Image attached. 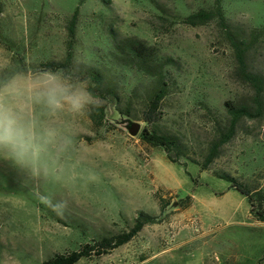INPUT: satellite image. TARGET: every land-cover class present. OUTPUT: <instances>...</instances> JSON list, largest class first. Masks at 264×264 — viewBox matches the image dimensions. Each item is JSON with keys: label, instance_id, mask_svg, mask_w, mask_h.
Segmentation results:
<instances>
[{"label": "rangeland", "instance_id": "rangeland-1", "mask_svg": "<svg viewBox=\"0 0 264 264\" xmlns=\"http://www.w3.org/2000/svg\"><path fill=\"white\" fill-rule=\"evenodd\" d=\"M213 2L0 0V89L17 87L7 101L24 107L21 122L36 137L35 150L22 159L0 150V264H42L79 251L128 232L140 211L159 222L76 264H264V223L229 181L214 176L227 173L259 192L264 209V109L261 118L239 122L209 170L187 160L200 157L212 130L225 122L224 103L251 93L235 78L233 53L216 23L184 22ZM221 8L237 33L255 31L246 60L264 77V0H221ZM75 11L73 60L97 67L116 98L90 97L78 111L65 105L53 113L32 102L24 85L43 76L42 63L63 58ZM125 37L174 61L164 71L168 92L155 127L180 139L186 156L176 163L140 139L150 128L143 112L155 79L116 56L114 45ZM52 74L87 92L86 83ZM90 103L103 108L99 127L87 116ZM128 122L140 125L135 137Z\"/></svg>", "mask_w": 264, "mask_h": 264}, {"label": "trees", "instance_id": "trees-1", "mask_svg": "<svg viewBox=\"0 0 264 264\" xmlns=\"http://www.w3.org/2000/svg\"><path fill=\"white\" fill-rule=\"evenodd\" d=\"M76 11L73 13L68 25L69 41L63 58L58 62L42 63L44 73H60L62 78L75 82L87 84V93L92 99L116 98L113 90L104 84L101 71L92 65L76 63L72 54V39L74 38V25ZM189 26H198L215 22L226 43L229 45L235 60L233 74L243 85L247 86L251 93L249 97L241 102L227 101L224 103L226 120L223 124L218 123L212 130L211 136L206 142L203 151L198 158H189L191 163L197 165L201 170H209L213 162L220 157L224 147L234 138L238 124L241 120H255L262 117L264 104V77L248 68L247 54L252 48L255 40V31L251 34L240 35L237 33L227 19L224 17L221 8V0H214L209 9H199L189 14L184 19ZM253 33V34H252ZM115 54L126 66L135 67L144 75L155 79V87L144 107L143 121L150 128L144 129L140 134V139L151 146H159L167 154V159L171 163H176L178 159L185 158L180 139L172 133L158 130L155 124L161 120V106L168 92V80L165 78L164 71L171 67L174 61L171 58H159L157 51L148 46L144 41L137 38H121L114 45ZM125 113L128 114L127 111ZM87 116L94 127L102 125L104 113L102 106L90 103L87 108ZM174 156V157H173ZM214 176L230 182L231 187L237 190L242 196L246 197L251 206L253 218L264 223V209L261 207L259 192H253L247 185L241 184L237 179L227 173L215 172ZM258 199V207L254 209V198ZM164 206H161V211ZM159 222L155 216L145 212H138L134 219L132 228L126 232L114 235L110 238H103L92 245H84L79 251L66 255H57L52 259L44 261L42 264H76L79 259L95 252L100 256L109 250L117 248L131 240L145 225H152Z\"/></svg>", "mask_w": 264, "mask_h": 264}, {"label": "clouds", "instance_id": "clouds-1", "mask_svg": "<svg viewBox=\"0 0 264 264\" xmlns=\"http://www.w3.org/2000/svg\"><path fill=\"white\" fill-rule=\"evenodd\" d=\"M24 88L32 102L43 104L53 113L65 105L78 111L90 102V93L73 91L52 73H44L42 77L29 80ZM17 94L15 85H6L0 89V150L9 151L17 159H22L35 150L36 137L31 125L21 122L24 107L17 105L13 108L7 101L8 97Z\"/></svg>", "mask_w": 264, "mask_h": 264}, {"label": "water", "instance_id": "water-1", "mask_svg": "<svg viewBox=\"0 0 264 264\" xmlns=\"http://www.w3.org/2000/svg\"><path fill=\"white\" fill-rule=\"evenodd\" d=\"M127 131L131 137H135L139 133L140 125L135 122H128Z\"/></svg>", "mask_w": 264, "mask_h": 264}]
</instances>
